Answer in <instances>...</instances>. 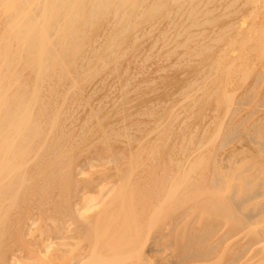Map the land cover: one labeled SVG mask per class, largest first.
Masks as SVG:
<instances>
[{
  "label": "bare ground",
  "instance_id": "obj_1",
  "mask_svg": "<svg viewBox=\"0 0 264 264\" xmlns=\"http://www.w3.org/2000/svg\"><path fill=\"white\" fill-rule=\"evenodd\" d=\"M250 250L264 264V2L0 0V264Z\"/></svg>",
  "mask_w": 264,
  "mask_h": 264
},
{
  "label": "rangeland",
  "instance_id": "obj_2",
  "mask_svg": "<svg viewBox=\"0 0 264 264\" xmlns=\"http://www.w3.org/2000/svg\"><path fill=\"white\" fill-rule=\"evenodd\" d=\"M259 1H260V2H264V0H259ZM256 246L258 247L257 244L254 245L253 247L257 248ZM255 248H253V249H255ZM251 252H252V251L250 250V252H249L250 254H249L248 252L244 254V256H243L242 259H241L242 261L240 260V261H241V264H242V263H244V264L246 263V262H243V261H245V259H244L245 257H246L247 260H248L249 258L252 257V256H251ZM248 254H249V255H248ZM250 256H251V257H250ZM258 257H260V254L257 255V256H255V257H253V258L251 259L252 261L250 260L249 263L251 262V263L255 264V260H256ZM254 259H255V260H254Z\"/></svg>",
  "mask_w": 264,
  "mask_h": 264
}]
</instances>
